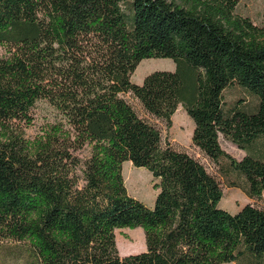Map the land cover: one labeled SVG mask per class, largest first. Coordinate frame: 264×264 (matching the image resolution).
I'll return each mask as SVG.
<instances>
[{
    "label": "trees",
    "instance_id": "1",
    "mask_svg": "<svg viewBox=\"0 0 264 264\" xmlns=\"http://www.w3.org/2000/svg\"><path fill=\"white\" fill-rule=\"evenodd\" d=\"M239 1L0 0V243H23L29 264H264V206L222 208L217 177L163 145L126 97L168 123L182 105L225 184L260 199L264 21L236 13ZM145 58L175 68L134 83ZM231 84L256 95L253 110L224 100ZM39 99L61 118L30 139ZM219 134L246 154L230 155ZM127 160L157 179L152 206L128 193ZM124 227L143 229L144 250L119 253Z\"/></svg>",
    "mask_w": 264,
    "mask_h": 264
},
{
    "label": "rangeland",
    "instance_id": "2",
    "mask_svg": "<svg viewBox=\"0 0 264 264\" xmlns=\"http://www.w3.org/2000/svg\"><path fill=\"white\" fill-rule=\"evenodd\" d=\"M123 8L125 11H128L126 7L123 6ZM236 13L248 17L255 24H261L264 21V0H240L236 7ZM1 52H3L2 48H0ZM174 68L175 62L171 58H145L132 72L131 81L141 84L146 74L154 70H173ZM126 97L140 115L147 118L159 128L163 145L171 144L178 149L189 152L198 158L210 173L217 177L221 182L223 190V196L219 202L222 208L230 212H236L240 207L249 202L264 206V194L260 199H251L240 188L228 187L219 174L215 163L193 145L192 132L194 129V121L182 105L178 106L175 113L171 116V123H168L163 118L149 115L143 109L139 100L132 94L127 93ZM223 98L227 102L242 98L241 104L245 105L248 110H253L257 103L256 95L237 84H231L226 87L223 91ZM31 113L33 115V121L25 127V134L30 139L41 135L50 124L61 118L60 113L46 99H39L32 108ZM219 141L221 147L236 159H240L246 154V151L239 148L222 134H219ZM87 153L88 148L76 151V154L80 156L86 155ZM77 173L81 174V171L78 170ZM122 174L128 193L140 199L148 206H152L157 194V189L155 188L157 179L153 177L152 173L148 169L135 166L131 161L127 160L122 164ZM115 234L117 236L116 244L121 255L140 252L146 248L144 231L141 227L116 228ZM18 245L24 246L23 243L13 241L0 243V264H29L30 255L28 251L24 248H16ZM10 247H14V249ZM222 264L238 263L229 262Z\"/></svg>",
    "mask_w": 264,
    "mask_h": 264
},
{
    "label": "bare ground",
    "instance_id": "3",
    "mask_svg": "<svg viewBox=\"0 0 264 264\" xmlns=\"http://www.w3.org/2000/svg\"><path fill=\"white\" fill-rule=\"evenodd\" d=\"M116 239H117V236H116Z\"/></svg>",
    "mask_w": 264,
    "mask_h": 264
}]
</instances>
